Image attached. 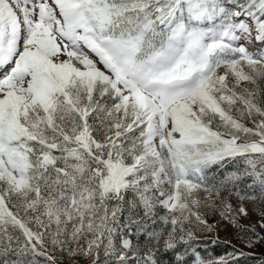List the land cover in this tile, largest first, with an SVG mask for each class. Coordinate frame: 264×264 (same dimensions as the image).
<instances>
[{"label":"rangeland","instance_id":"obj_1","mask_svg":"<svg viewBox=\"0 0 264 264\" xmlns=\"http://www.w3.org/2000/svg\"><path fill=\"white\" fill-rule=\"evenodd\" d=\"M92 1L95 0H0V19L7 29L0 31V36L7 46L15 47L9 49L1 43L0 50V152L14 157L11 166L0 155V217L13 214L4 211L8 193L20 198L29 196L32 181L50 165L59 163L58 170L66 175L49 168L46 180L63 187L75 184L71 180L77 176L79 188L70 195L74 212H87V223H94L99 188L91 177V154L96 155L91 129L104 136V143L116 146L121 134L141 125L146 127L145 146L132 152L117 147L114 154L118 157L107 161V172L99 180L102 193L123 191L132 183L129 177L133 166L141 169L147 164L146 176L152 177L147 198L163 195L160 203L171 212L210 206L209 202L217 199L210 190L212 185L204 184L202 173L190 174L188 163L208 175V165L222 162L232 152L264 153V42L252 38V26L243 32L246 19L251 21L246 17L248 5L242 9L240 4L232 3L226 12L219 0H203V7L190 0L197 29L177 27L178 40L176 30L167 60L180 58L168 64L166 54L161 59L154 57L149 71L138 66L137 76H132L133 52L127 41L96 43L91 28L78 31L89 11L82 9V4ZM153 1L143 0L144 10L149 5L157 10ZM263 7L264 0H259L254 10L247 12L255 14L264 30ZM110 13L116 17V10ZM223 32L235 34L233 39H223L239 40L245 52L238 50L240 53L234 54L237 57L228 63L217 58L211 62L212 51L222 44L217 37ZM66 33L71 37L66 38ZM121 58L123 64L119 62ZM95 91L99 96L90 107ZM109 99L117 102L107 108ZM93 111L97 112L91 116ZM244 122L259 128V140L242 139L238 133ZM112 130L114 136L110 135ZM223 130L236 136L232 138ZM54 149L64 153L54 155ZM35 152L36 156H32ZM122 155L132 158L131 165L124 163ZM252 202L254 209L240 196L226 200L221 197L210 223L199 219L184 231L200 239H221L230 244L232 251L224 260L236 257L242 250L264 259V200ZM56 204L60 205L58 200ZM49 213L51 233H61L64 210L55 207ZM67 216L65 220L72 217L71 213ZM23 229L29 238H36L39 248L48 239L55 242L50 235L32 234L25 225ZM122 244L129 248L131 242L125 237ZM84 249L79 248L78 254L64 264L94 262ZM196 259L200 261L199 255Z\"/></svg>","mask_w":264,"mask_h":264},{"label":"trees","instance_id":"obj_2","mask_svg":"<svg viewBox=\"0 0 264 264\" xmlns=\"http://www.w3.org/2000/svg\"><path fill=\"white\" fill-rule=\"evenodd\" d=\"M154 1L159 6L167 5L160 10L157 18L171 24L178 22L188 27L192 26L193 19L187 0ZM227 1L229 0H222L224 4ZM238 1L253 9L259 0ZM105 4L107 5V2ZM143 4V0L111 1L110 9H105L108 19L100 20L101 24L105 21L106 25L115 31L113 37H128L135 48L136 61L139 63L146 62L151 54L163 49L170 33L169 30L158 27L157 18L153 17L151 11L139 10ZM111 10H116V17L108 22ZM92 12L95 11L92 10ZM2 25L3 21L0 19V26ZM97 95L99 96V92L95 91L90 107L93 106ZM115 102H117L116 99H109L107 108ZM96 112L93 111L91 116ZM95 119L92 120L93 123ZM240 131L241 133L238 134L244 141L253 142L260 139V135H257V131L260 132L259 128L252 122H244ZM223 132L232 138L236 136L227 130ZM110 135L114 136L113 130ZM146 136V127L137 126L121 134L117 142L119 145L115 146L104 143V136L96 132L95 128L91 129L96 153L95 156L91 154L94 166L91 169V177L94 179L93 183L95 182L99 188L95 194L98 198L94 196L96 219L94 223L92 220V224L87 223L90 220L87 212H74L75 205L70 200V195L76 193L79 188L77 176L71 180L75 181V184L63 187H57L53 181L46 180V172L49 168L66 175L58 170L59 163L47 166L48 170L32 181L29 196L20 198L8 193L4 211L12 212L15 216L11 213L13 217H0V264H64L68 258L73 259L72 256L78 254L77 251L81 247L85 248L91 259H95L90 264H264V259L260 255L243 250L236 257L224 260L222 258L232 251L230 244L221 239L208 237L200 239L184 231L190 223L199 219L206 221L207 224L210 223L218 210L216 202L221 197L226 200L240 196L251 209H254L252 200H264V153L235 155V152H232L230 156H224L220 164L208 165L209 168L205 169V171L208 170V175L202 171L203 182L205 185H212L210 190L217 199L209 202L210 206L198 205L188 212L182 209L171 212L163 208L160 203L163 195L154 199L147 198V195H150L152 183L151 175L149 178L146 176L149 173L147 164L141 169L139 165L133 166V172L129 177L132 183L123 191L102 193L99 180L107 172V161L118 157L117 153L114 154L117 147L122 146L124 150L135 151L137 147L145 146ZM37 153H33L32 156H36ZM62 153H64L63 150L54 149L52 154ZM137 153L140 154L138 151ZM125 156L122 155L124 163L131 165L132 158ZM191 164L188 163L187 167L190 172H193L196 167ZM92 188H94L93 185ZM217 195L220 197L218 198ZM56 200L60 205L56 204ZM149 201L151 203H145ZM55 207L64 210L60 220L64 230L61 231L58 228L61 231L58 234L55 231L51 233L52 214L49 212ZM70 213L72 217L67 219L69 223H66L65 219ZM23 225L32 234L50 235L55 242L48 239L47 243L39 248L36 238H29ZM125 237L131 242L129 248L122 244V239ZM197 255L200 257L199 262H196Z\"/></svg>","mask_w":264,"mask_h":264},{"label":"bare ground","instance_id":"obj_3","mask_svg":"<svg viewBox=\"0 0 264 264\" xmlns=\"http://www.w3.org/2000/svg\"><path fill=\"white\" fill-rule=\"evenodd\" d=\"M244 30H246V28L244 29ZM221 38H229L230 37V39H233V38H235V34H231V33H227V32H223V33H221V36H220ZM174 41H175V38L173 39V41H172V44L174 43ZM171 44V45H172ZM252 44V43H251ZM107 46L109 47L110 45L109 44H107ZM175 51V50H174ZM174 57V56H173ZM262 57V56H261ZM119 62L121 63V64H123V62H124V58H121V59H119ZM2 156H1V158L3 157V159L5 160V161H7V163H9L11 166H13L14 165V162H12V159L10 158V156L8 155V154H1Z\"/></svg>","mask_w":264,"mask_h":264}]
</instances>
